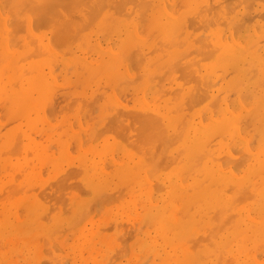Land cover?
<instances>
[{
	"label": "rangeland",
	"instance_id": "rangeland-1",
	"mask_svg": "<svg viewBox=\"0 0 264 264\" xmlns=\"http://www.w3.org/2000/svg\"><path fill=\"white\" fill-rule=\"evenodd\" d=\"M18 1L0 264H264V0Z\"/></svg>",
	"mask_w": 264,
	"mask_h": 264
},
{
	"label": "bare ground",
	"instance_id": "bare-ground-1",
	"mask_svg": "<svg viewBox=\"0 0 264 264\" xmlns=\"http://www.w3.org/2000/svg\"><path fill=\"white\" fill-rule=\"evenodd\" d=\"M19 1H22V0H19ZM19 1H18V2H19ZM23 1H24V0H23ZM123 1H124V0H123ZM125 1H126V0H125ZM145 1H146V0H145ZM151 1H152V0H151ZM165 1H166V0H165ZM222 1H223V0H222ZM218 2H219V1H218ZM14 3H16V2H14ZM121 3H123V2L121 1ZM145 3H146V2H145ZM148 3H149L148 5H150V6L152 5V4H150V1H149V0H148ZM167 3H168V2H167ZM169 3H170V2H169ZM124 4H125V2H124ZM17 5L19 6V4L16 3L15 6L13 5L14 7L12 6V8L14 9ZM41 5H42V4H41ZM41 5H40V6H41ZM156 5H157V4H156ZM215 7H216V6H215ZM123 8H124V7H123ZM22 9H23V8H22ZM47 9H48V8H47ZM15 10L17 11V9H15ZM201 10H202V9H201ZM210 10H211V9H210ZM18 11H19V10H18ZM216 11H217V10H216ZM199 12H201V11H199ZM205 12H206V11H205ZM205 12L203 11L202 15L204 14L205 17H206ZM209 12H210V11H209ZM15 13H16V12H15ZM19 13H20V12H19ZM19 13H18V14H19ZM213 13H215V12H213ZM22 14H23V13H22ZM197 14H199V13H197ZM209 14H210V13H208L207 16H209ZM20 16H21V15H20ZM23 16H24V15H23ZM23 16H22V17H23ZM141 16H143V15L140 14V16H138V17L142 18L143 21H144L145 19H144L143 17H141ZM216 16H217V15H216ZM134 17H135V16H134ZM202 17H204V16H202ZM202 17H200V18L202 19ZM205 17L203 18V20H201L200 18H198V19H200L201 21H204V20H206ZM209 17H210V16H209ZM192 18H193V17H192ZM206 18H207V17H206ZM22 19H23V20H22L21 22L24 21V18H22ZM132 19H133V18H132ZM134 19H135V18H134ZM208 19H209V18H208ZM20 20H21V19H20ZM20 20H18V22H20ZM200 20H199V21H200ZM209 20H210V19H209ZM221 20H222V19H221ZM140 21H142V20H140ZM148 21H149V20H148ZM148 21H147V22H148ZM151 21H152V20H151ZM151 21H150V22H151ZM21 22H20V24H21ZM186 22H187V21H186ZM143 23H145V21H144ZM162 23H163V22H162ZM162 23H161V25H162ZM204 23H205V21L202 22L201 25L204 24ZM224 23H225V22H224ZM146 24H147V23H146ZM152 24H153V22H152ZM195 24H196V23H195ZM197 24H198V23H197ZM161 25H160V24L157 25L158 28H159ZM213 25H214V24H213ZM144 26H145V25H144ZM162 26H163V25H162ZM164 26H165V23H164ZM167 26H168V25H166V27H167ZM17 27H18V26H17ZM21 27H22V26H21ZM232 27H233V26H232ZM236 27H237V26H236ZM238 27H239V26H238ZM238 27H237V28H238ZM162 28L166 29L165 27H162ZM252 28H253V27H252ZM234 29H235V28H234ZM234 29H233V31H236V30H234ZM166 30H167V29H166ZM229 31H230V30H229ZM163 32H164V31H163ZM166 32H167V31H166ZM253 32H254V31H253ZM158 33H159V32H158ZM160 33H162V31H161ZM163 34H165V33H163ZM230 38H231V37H230ZM199 39H200V38H199ZM164 40H166V39H164ZM164 40L162 39V41H164ZM167 40H169V39H167ZM203 41H204V40H203ZM218 41H219V40H218ZM218 41H217V42H218ZM225 41H226V40H225ZM12 42H13V41H12ZM170 42H171V40H169V42H168V41H167V42H162V43H166V44H163V47H164L165 45L167 46V43H168V46H169ZM226 42H227V41H226ZM218 43H219V42H218ZM220 44H222V43H220ZM166 46H165V47H166ZM168 46H167V47H168ZM161 48H162V47H161ZM217 48H218V47H217ZM8 49H9V48H8ZM13 49H14V48H13ZM159 49H160V48H159ZM164 49H165V48H164ZM215 49H216V48H215ZM134 50H136V49H134ZM137 50H138V49H137ZM205 50H206V49H205ZM8 51H9V50H8ZM162 51H163V50H162ZM165 51H166V50H165ZM207 51H208V50H207ZM213 51H214V50H213ZM139 52H140V50H139ZM21 57H22V56H21ZM226 58H227V57H226ZM19 59H20V58H19ZM21 59H22V58H21ZM21 59H20V60H21ZM23 59H24V58H23ZM231 59H232V58H231ZM233 59H234V58H233ZM1 61H2V60H1ZM174 61H175V60H174ZM174 61H173V63H175ZM19 62H20V61H19ZM0 63H1V62H0ZM14 63H15V62H14ZM248 63H249V62H248ZM250 63H251V65H252V62H250ZM8 64H9V63H8ZM10 64H11V62H10ZM16 64L18 65V62H17ZM175 64H176V63H175ZM171 65H172V63H171ZM171 65H170V67H171ZM248 65H249V64H248ZM35 66H37V65H35ZM189 66H190V65H189ZM193 66H194V65H193ZM245 66H247V65H245ZM20 67H21V66H20ZM185 67H186V66H185ZM247 67H248V66H247ZM249 67H250V66H249ZM1 68H2V67H1ZM5 69H6V68H5ZM5 69H4V71H5ZM20 69H21V68H20ZM186 69H188V68H186ZM249 69H250V68H249ZM17 70L19 71V68H18V69H15V72H16ZM22 70H23V69H22ZM22 70H21V71H22ZM170 70H171V68H170ZM7 71H8V70H7ZM21 71L19 72V74L21 73ZM8 72H9V71H8ZM190 72H191V71H190ZM16 73H17V72H16ZM16 73H15V74H16ZM165 73H166V71H165ZM23 76H24V74H23ZM29 77H30V76H29ZM234 79H235V78H234ZM3 80H4V79H3ZM18 82H19V81H18ZM22 83H23V82H22ZM14 84H15V83H14ZM4 85H5V84H4ZM12 85H13V84H12ZM12 85H11V86H12ZM2 86H3V85H2ZM6 86H7V85H6ZM15 86H16V85H15ZM16 87H17V86H16ZM245 89H246V88H245ZM247 90H248V89H246V91H247ZM249 91H250V90H249ZM253 91H254V90H253ZM12 92H13V91H12ZM244 92H245V91H244ZM244 92H243V93H244ZM245 93H246V92H245ZM240 94H241V92H240ZM246 95H247V94H246ZM1 96H2V95H1ZM237 96H240V95L238 94ZM241 97H244V98L247 99V97H249V95L245 97V94H243V96H240V98H241ZM239 102H240V101H239ZM239 102H238V104H239ZM221 106H222V105H221ZM224 106H226V104H225ZM224 106H223V107H224ZM241 107H243V105H242ZM224 108H225V107H224ZM227 109H228V108H227ZM227 109H225V110L227 111ZM242 109H243V108H242ZM246 109H247V108H246ZM243 110H244V109H243ZM256 112H257V111H256ZM228 113L231 114L232 112H230V111L228 110ZM228 113H227V114H228ZM233 114H235V113H233ZM233 114H231V115H233ZM226 116H227V115H226ZM234 116H236V115H234ZM210 117H211V115H210ZM213 118H214V117H213ZM216 119H217V118H216ZM217 120H218V119H217ZM213 121H214V119H213ZM215 121H216V120H215ZM241 121H242V120H241ZM241 121H240V122H241ZM198 123H201V122L199 121ZM227 123H228V121H227ZM244 123H245V122H244ZM203 124H204V123H203ZM256 124H257V123H256ZM200 125H201V124H200ZM230 125H231V124H230ZM246 125H247V124H246ZM246 125H245V126H246ZM239 127H240V126H239ZM248 127H249V126H248ZM230 128H231V127H230ZM235 130H236V129H235ZM236 131H237V130H236ZM249 131H250V130H249ZM236 133H237V132H236ZM243 133H244V132H243ZM223 134H225V133H223ZM199 135H200V134H199ZM220 135H222V133H221ZM220 135H219V136H220ZM236 135H237V134H236ZM239 136H240V135H238V137H239ZM217 137H218V135H217ZM217 137H216V138H217ZM220 137H221V136H220ZM239 138H240V137H239ZM242 138H244V137H242ZM242 138H241V139H242ZM213 139H214V138H213ZM245 140H246V138H244V141H245ZM190 142H191V141H190ZM244 143H245V142H244ZM245 145H246V144H245ZM247 145H248V144H247ZM205 146H206V145H205ZM245 147H246V146H245ZM205 148H206V147H205ZM204 150H205V149H204ZM247 150H248V149H247ZM250 150H251V149H250ZM250 150H249V151H250ZM262 150H263V149H262ZM249 151H248V152H249ZM204 152H206V151H203V153H204ZM252 152H253V151H252ZM205 154H206V153H205ZM245 154H246V153H245ZM200 155H201V154H200ZM246 155H247V154H246ZM247 156H248V155H247ZM245 159H246V158H245ZM248 159H249V158H248ZM244 162H245V161L243 160V163H244ZM243 163H242V164H243ZM254 165H255V164H254ZM212 166H213V165H212ZM219 166H221V165L219 164ZM239 166H240V165H238V167H239ZM241 166H242V165H241ZM238 167H237V168H238ZM217 168H218V167H217ZM221 170H222V169H221ZM229 170H230V169H229ZM229 170H228V171H229ZM231 171H232V170H230V173H231ZM234 172H235V171H234ZM232 175H234V174H232ZM235 176H236V175H235ZM227 178H228V177H227ZM250 178H251V177H250ZM230 181H231V180H230ZM213 185H214V184H213ZM254 186H255V185H254ZM233 187H234V186H233ZM246 187H247V186H246ZM242 188H243V187H242ZM240 191H242V190H240ZM240 191H236V192L239 193L238 195L242 196V195H241L242 193H241ZM245 191H246V189H244L242 192L245 193ZM240 193H241V194H240ZM246 193H247V191H246ZM246 193H245V194H246ZM247 195H249V194H247ZM253 195H254V194H253ZM253 195H252V196H253ZM10 196H11V195H10ZM10 196H9V197H10ZM225 196H226V195H225ZM234 196H235V195H234ZM236 196H237V195H236ZM240 196H239V197H240ZM249 196H250V195H249ZM237 197H238V196H237ZM239 197H238V199L243 198V196L240 197V198H239ZM254 197H255V195H254ZM233 199H234V198H233ZM238 199H237V200H238ZM246 199H247V198H246ZM253 199H255V198H253ZM238 201H239V200H238ZM238 201H237V203L241 202V201H239V202H238ZM255 201H256V200H255ZM259 202H260V201H259ZM253 206H254V205H253ZM247 207H248V206H247ZM247 217H249V216L247 215ZM262 218H263V217H262ZM221 219H223V221L221 220V221H222L221 224H222V223L224 222L225 218H221ZM250 219H251V218H249V220H250ZM15 220H17V219H15ZM18 220H20V219H18ZM218 220H219V219H218ZM252 220H253V219H252ZM254 220H255V219H254ZM216 221H217V220H216ZM227 222H228V221H227ZM217 223H218V226H219V221L216 222V224H217ZM223 224H224V223H223ZM226 224H227V223L225 222V225H226ZM263 224H264V222H263ZM225 225H224V228L226 227ZM218 226H216V228H217ZM253 226H254V225H252L251 227H253ZM214 228H215V227H214ZM214 228H213V231H214ZM216 228H215V229H216ZM219 228H220V230H221V227H219ZM224 228H222V229H224ZM229 228H230V226H229ZM22 229H23V228H22ZM225 229H228V227L225 228ZM225 229H224V230H225ZM258 229H259V228H258ZM217 230H218V229H217ZM224 230H223V231H224ZM213 231L210 232L211 237H212V234L214 233ZM221 231H222V230H221ZM205 232H206V231H205ZM212 232H213V233H212ZM218 232H219V230H218ZM215 233L217 234V232H215ZM215 233H214V234H215ZM223 234H224V232H223ZM208 236H209V235H207V237H208ZM22 237H24V236H22ZM207 237H206V238H207ZM214 238H216V237H214ZM207 239H209V238H207ZM216 239H217V238H216ZM208 241H209V240H208ZM210 241H211V240H210ZM211 242H212V241H211ZM261 243H262V242H261ZM230 244H231V243H230ZM201 245H202V244H201ZM211 245L213 246V244H211ZM259 245H260V244H259ZM259 245H258V246H259ZM215 251H216V248H215ZM222 251H223V250H222ZM222 251L219 250L220 253H221ZM254 251H255V250H254ZM242 252H243V251H242ZM248 252H249V251H248ZM255 252H256V251H255ZM255 252H254V256H255ZM216 253H218V252L216 251L215 254H216ZM220 253H218V254L220 255ZM218 254H216L215 256L218 257V256H219ZM217 255H218V256H217ZM221 255H222V254H221ZM223 255H224V253H223ZM252 256H253V253H252ZM254 256H253L252 258H254ZM231 258H233V257H231ZM244 258H245V256H244ZM233 259H235V257H234ZM222 260H223V259H222ZM222 260H221V261H222ZM254 260H255V259H254ZM219 261H220V260H219ZM221 261H220V262H221ZM233 261H234V260H233ZM233 261H232V262H233ZM255 261H256V260H255ZM260 261H261V260H260Z\"/></svg>",
	"mask_w": 264,
	"mask_h": 264
}]
</instances>
